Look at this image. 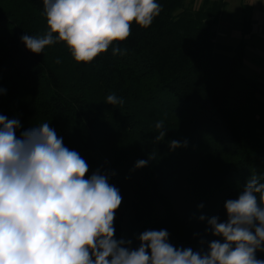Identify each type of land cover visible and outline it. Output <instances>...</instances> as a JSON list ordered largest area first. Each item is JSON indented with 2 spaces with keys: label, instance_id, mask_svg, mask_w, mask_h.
I'll list each match as a JSON object with an SVG mask.
<instances>
[{
  "label": "trees",
  "instance_id": "16d2710c",
  "mask_svg": "<svg viewBox=\"0 0 264 264\" xmlns=\"http://www.w3.org/2000/svg\"><path fill=\"white\" fill-rule=\"evenodd\" d=\"M21 1L30 11L0 12V115L20 121L17 136L48 123L88 163L86 179L98 169L109 176L122 196L116 239L137 247L140 233L166 229L170 243L194 250L215 239L200 216L226 221L225 202L238 198L247 179L256 173L264 182V84L241 72L244 40L233 55L216 41L226 4L193 10L185 0H156L161 12L151 26L133 22L125 41L82 62L97 100L27 49L21 37L36 36L37 16L47 18L43 0ZM55 45L74 59L66 42ZM113 47L121 52L113 55ZM111 94L124 103L107 104ZM160 121L166 136L156 142ZM113 125L126 129L134 156L107 150L102 137ZM171 140L187 146L172 150ZM139 160L147 166L136 168ZM256 256L264 260V252Z\"/></svg>",
  "mask_w": 264,
  "mask_h": 264
},
{
  "label": "clouds",
  "instance_id": "9594fccd",
  "mask_svg": "<svg viewBox=\"0 0 264 264\" xmlns=\"http://www.w3.org/2000/svg\"><path fill=\"white\" fill-rule=\"evenodd\" d=\"M43 5L49 31L23 35L22 42L36 54L66 42L77 62L93 61L114 41H125L133 22L148 28L161 12L156 0H43ZM123 103L115 94L107 96V104ZM19 129L18 119L0 115V264H264L256 256L264 252V182L258 174L247 179L237 199L225 202L226 221L200 216L215 239H201L199 250L174 246L166 229L145 230L133 247L131 240L115 238L122 196L109 176L98 169L86 179L88 163L48 123L17 136ZM155 129L156 142L163 141L164 122ZM186 146L187 141L169 142L172 150ZM147 164L139 160L135 167Z\"/></svg>",
  "mask_w": 264,
  "mask_h": 264
},
{
  "label": "rangeland",
  "instance_id": "374dc122",
  "mask_svg": "<svg viewBox=\"0 0 264 264\" xmlns=\"http://www.w3.org/2000/svg\"><path fill=\"white\" fill-rule=\"evenodd\" d=\"M25 11H30V9L21 0H0L1 13H20ZM218 28L219 27L216 25V41L232 49V53H229V55H233L237 51L242 43V40L245 41L244 58L241 72L247 78L264 84V60H256L257 56L264 59V46L254 50L251 46V38L248 33H244L242 36H240L237 34V32L240 31L236 28V30L234 29V31H230L225 34L224 30L221 31V29ZM47 31L48 26L46 21L42 17L40 18L37 16L36 36H43L47 33ZM258 40L263 41L264 38H258ZM40 54L44 57L47 63L53 66L57 72L64 76V80L66 81L67 85L74 86L76 88H82L87 93L89 92L90 94L95 95L97 100L100 99L101 94L96 87L94 78L82 62H77L76 60L71 59L60 47L56 46L55 44L47 46ZM140 117H143V115ZM161 120H164V115ZM102 140L107 150L112 154L121 152L127 154V152L130 151V153L132 152L134 156L137 152L136 147L131 145L128 141L129 139L126 129L121 126H111L103 134Z\"/></svg>",
  "mask_w": 264,
  "mask_h": 264
},
{
  "label": "crops",
  "instance_id": "0c3cea01",
  "mask_svg": "<svg viewBox=\"0 0 264 264\" xmlns=\"http://www.w3.org/2000/svg\"><path fill=\"white\" fill-rule=\"evenodd\" d=\"M207 1L211 4L223 1L226 4L216 24L218 29L224 30L227 34L237 28L240 31L237 34L240 36L245 32L248 33L254 50L264 46V40H258V38H264V0H185V6L198 10L205 6ZM246 22L248 25L245 24ZM256 60L263 61L264 59L257 56Z\"/></svg>",
  "mask_w": 264,
  "mask_h": 264
}]
</instances>
